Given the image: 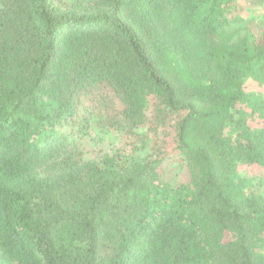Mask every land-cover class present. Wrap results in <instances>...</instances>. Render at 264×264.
Returning a JSON list of instances; mask_svg holds the SVG:
<instances>
[{"label":"trees","instance_id":"trees-1","mask_svg":"<svg viewBox=\"0 0 264 264\" xmlns=\"http://www.w3.org/2000/svg\"><path fill=\"white\" fill-rule=\"evenodd\" d=\"M0 264H264V0H0Z\"/></svg>","mask_w":264,"mask_h":264}]
</instances>
